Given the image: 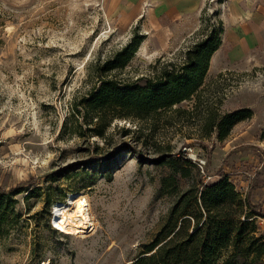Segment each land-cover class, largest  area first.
Masks as SVG:
<instances>
[{
	"label": "rangeland",
	"instance_id": "obj_1",
	"mask_svg": "<svg viewBox=\"0 0 264 264\" xmlns=\"http://www.w3.org/2000/svg\"><path fill=\"white\" fill-rule=\"evenodd\" d=\"M234 1L204 0L195 17L172 20L166 12H147L152 5L145 1L0 0V187L34 179L6 201L0 264H128L156 236L175 199L220 171L246 182L250 198H264V42L250 44L244 59L229 57ZM220 26L222 44L199 100L218 114L251 110L224 138L216 131L199 136L194 96L179 104L191 113L175 124L165 125L169 113L149 116L143 128L113 118L103 137L89 131L95 120L89 109L72 116L73 102L98 84L106 59L134 36H142L134 54L110 71L122 81L144 79L166 62L179 64L202 28ZM185 146L194 148L202 169L182 162ZM110 150V162L95 159ZM162 154L170 155L153 161ZM35 186L25 196L24 189ZM71 194L89 203L94 228L84 234L61 232L52 222L53 205ZM262 210L254 217L264 235Z\"/></svg>",
	"mask_w": 264,
	"mask_h": 264
},
{
	"label": "trees",
	"instance_id": "obj_2",
	"mask_svg": "<svg viewBox=\"0 0 264 264\" xmlns=\"http://www.w3.org/2000/svg\"><path fill=\"white\" fill-rule=\"evenodd\" d=\"M222 31V26L208 32L202 28L179 64L166 62L144 79L122 81L110 71L118 66L119 59L126 61L134 54L142 40L141 35L134 36L111 59H106L101 74L96 75L98 84L90 83L73 102L72 116H78L81 108L89 109L95 120H91L88 129L103 137L113 118L132 119L143 128L149 116L169 113L171 119L165 125L175 124L176 118H187L191 113L179 104L194 96L193 107L199 108L200 115L199 136L206 138L216 131L219 139L224 138L237 121L251 116V110L241 108L218 114L199 100V87L209 59L221 43ZM159 124V119L152 122L156 129L161 127ZM168 155L162 154L153 161L164 162ZM179 157L183 163L194 164L181 151ZM112 158V150L102 158L95 157L104 163ZM55 173H49L51 179ZM32 181L33 178L21 181L9 189L0 187V223L5 220L8 197ZM200 186L201 189H189L175 199L156 236L142 244L141 252L128 264H264V235L254 217L263 213L260 204L251 201L250 193L237 191L221 171L211 182L200 180ZM36 187L24 189L25 196L32 195Z\"/></svg>",
	"mask_w": 264,
	"mask_h": 264
},
{
	"label": "crops",
	"instance_id": "obj_3",
	"mask_svg": "<svg viewBox=\"0 0 264 264\" xmlns=\"http://www.w3.org/2000/svg\"><path fill=\"white\" fill-rule=\"evenodd\" d=\"M129 0H114L121 6ZM133 4L142 2H150L151 7L147 8V12L159 13L166 12V15L172 19L188 20L195 17L196 12L202 7L204 0H131ZM233 8V15L236 19V31L232 32V51L229 55L231 58L244 59L247 57V50L250 44H260L264 42V0H237L231 3ZM252 11L250 17L243 18V16ZM245 17V16H244ZM222 44V40L220 45ZM217 51V49L215 50ZM214 53L209 59L208 68L213 61ZM239 178V176H237ZM241 184L242 183L239 181ZM264 191V187H262ZM254 193V192H253ZM255 204H260L264 208V198H251Z\"/></svg>",
	"mask_w": 264,
	"mask_h": 264
},
{
	"label": "bare ground",
	"instance_id": "obj_4",
	"mask_svg": "<svg viewBox=\"0 0 264 264\" xmlns=\"http://www.w3.org/2000/svg\"><path fill=\"white\" fill-rule=\"evenodd\" d=\"M54 227L61 232L84 234L94 228L90 207L85 195L71 194L67 203H55L52 211ZM44 264V263H43Z\"/></svg>",
	"mask_w": 264,
	"mask_h": 264
},
{
	"label": "built area",
	"instance_id": "obj_5",
	"mask_svg": "<svg viewBox=\"0 0 264 264\" xmlns=\"http://www.w3.org/2000/svg\"><path fill=\"white\" fill-rule=\"evenodd\" d=\"M193 149L194 148H192L191 146H185V147L182 148L181 152H182L184 157L190 159L195 164H197L198 167H200L202 169L203 165L201 163L203 161L197 157V155L193 152ZM231 182L233 183V185L235 186V189L237 191H239L242 194H246V192H247V185L246 184L245 185L244 184H240V183L237 184L234 181H231Z\"/></svg>",
	"mask_w": 264,
	"mask_h": 264
},
{
	"label": "water",
	"instance_id": "obj_6",
	"mask_svg": "<svg viewBox=\"0 0 264 264\" xmlns=\"http://www.w3.org/2000/svg\"><path fill=\"white\" fill-rule=\"evenodd\" d=\"M131 261H129L128 263H130Z\"/></svg>",
	"mask_w": 264,
	"mask_h": 264
}]
</instances>
